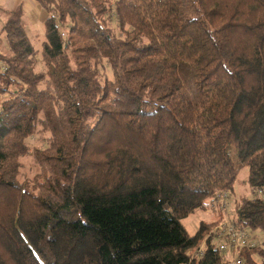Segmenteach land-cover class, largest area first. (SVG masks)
<instances>
[{
    "label": "trees",
    "instance_id": "obj_1",
    "mask_svg": "<svg viewBox=\"0 0 264 264\" xmlns=\"http://www.w3.org/2000/svg\"><path fill=\"white\" fill-rule=\"evenodd\" d=\"M38 1L39 48L0 29V264H231L182 221L242 173L264 264V0Z\"/></svg>",
    "mask_w": 264,
    "mask_h": 264
},
{
    "label": "built area",
    "instance_id": "obj_2",
    "mask_svg": "<svg viewBox=\"0 0 264 264\" xmlns=\"http://www.w3.org/2000/svg\"><path fill=\"white\" fill-rule=\"evenodd\" d=\"M226 193H216L210 207L215 210L222 211L227 203ZM220 223L215 227L222 234L218 240H215L211 245L226 258L230 257L231 264H242V259L238 258V254L243 249H251L261 245L260 238L255 235L254 231L241 228L234 222L227 221L226 217L221 216ZM263 243V242H262ZM206 244L204 241L199 247L187 251L190 259L202 258L205 252Z\"/></svg>",
    "mask_w": 264,
    "mask_h": 264
},
{
    "label": "rangeland",
    "instance_id": "obj_3",
    "mask_svg": "<svg viewBox=\"0 0 264 264\" xmlns=\"http://www.w3.org/2000/svg\"><path fill=\"white\" fill-rule=\"evenodd\" d=\"M28 26L31 27L30 24H28ZM105 72L108 75V77H111L108 74V71ZM39 142H40V137L38 134H36L30 140H28L27 144H31L32 146H34L35 143H39ZM23 162L25 168L22 172H24L27 176H30L29 174L30 172H28L29 170L28 166L30 164V160L29 161L27 160V163L25 160ZM243 176L244 173H242V175L240 174L236 182L234 183L233 190L230 192V196L227 200L226 207L224 208V210L222 211H219L217 209L213 210L209 206L205 210H197L195 213L188 216L185 220L182 221L186 231L189 234H193V233L195 234L196 231H198L201 223L208 224L210 220L212 218H215L219 213L222 215V218L226 217L227 221H230L232 219L233 204L235 203V201H239L241 198L251 196V190L249 186L245 182H242V179L244 178ZM255 235L261 238L260 233L255 232ZM202 241H204V239H202L201 242ZM0 254L4 256L3 258H7V255L4 254V251L2 249H0Z\"/></svg>",
    "mask_w": 264,
    "mask_h": 264
},
{
    "label": "crops",
    "instance_id": "obj_4",
    "mask_svg": "<svg viewBox=\"0 0 264 264\" xmlns=\"http://www.w3.org/2000/svg\"><path fill=\"white\" fill-rule=\"evenodd\" d=\"M17 7H21L23 10V20L29 39L36 48H39L42 41V25L47 15L38 0H0V29L7 18V13ZM220 217L219 213L208 224L216 222ZM193 234L188 233L190 236Z\"/></svg>",
    "mask_w": 264,
    "mask_h": 264
}]
</instances>
